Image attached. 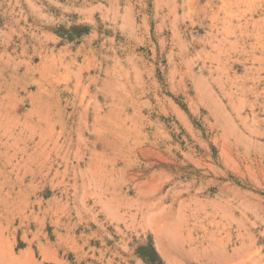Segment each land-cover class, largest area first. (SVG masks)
<instances>
[{
    "label": "rangeland",
    "instance_id": "374dc122",
    "mask_svg": "<svg viewBox=\"0 0 264 264\" xmlns=\"http://www.w3.org/2000/svg\"><path fill=\"white\" fill-rule=\"evenodd\" d=\"M0 264H264V0H0Z\"/></svg>",
    "mask_w": 264,
    "mask_h": 264
}]
</instances>
